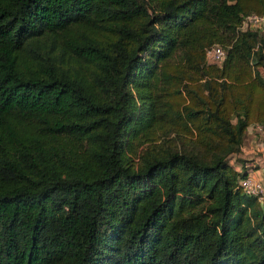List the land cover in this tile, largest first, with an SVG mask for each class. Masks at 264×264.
<instances>
[{
    "label": "trees",
    "instance_id": "trees-1",
    "mask_svg": "<svg viewBox=\"0 0 264 264\" xmlns=\"http://www.w3.org/2000/svg\"><path fill=\"white\" fill-rule=\"evenodd\" d=\"M251 13L0 0V264H264V203L227 161L264 125Z\"/></svg>",
    "mask_w": 264,
    "mask_h": 264
},
{
    "label": "built area",
    "instance_id": "built-area-1",
    "mask_svg": "<svg viewBox=\"0 0 264 264\" xmlns=\"http://www.w3.org/2000/svg\"><path fill=\"white\" fill-rule=\"evenodd\" d=\"M240 31H257L264 34V17L251 13L246 15L239 25ZM225 55V49L219 45H212L205 51V62L207 64L219 65ZM252 131V142L261 152V161L264 160V125L254 123L249 125ZM261 163V162H260ZM244 170L246 175L239 180V187L244 194L257 198L260 203H264V179L251 173L247 165ZM252 171V170H251Z\"/></svg>",
    "mask_w": 264,
    "mask_h": 264
},
{
    "label": "crops",
    "instance_id": "crops-1",
    "mask_svg": "<svg viewBox=\"0 0 264 264\" xmlns=\"http://www.w3.org/2000/svg\"><path fill=\"white\" fill-rule=\"evenodd\" d=\"M260 155L261 152L252 142V131L250 126H248L245 130L239 153L237 154V157H240L244 162L236 164L235 169L240 172L244 170L248 171L245 168V166L247 165L250 172L251 170H255L253 172V175L264 179V160H260Z\"/></svg>",
    "mask_w": 264,
    "mask_h": 264
},
{
    "label": "rangeland",
    "instance_id": "rangeland-1",
    "mask_svg": "<svg viewBox=\"0 0 264 264\" xmlns=\"http://www.w3.org/2000/svg\"><path fill=\"white\" fill-rule=\"evenodd\" d=\"M170 145V144H169ZM239 153V152H238ZM230 154V156H228L227 161L230 165H232L233 167H235L236 164L240 163V161H242V159L239 157H237V154ZM239 161V162H238ZM255 170L251 171L254 172Z\"/></svg>",
    "mask_w": 264,
    "mask_h": 264
}]
</instances>
